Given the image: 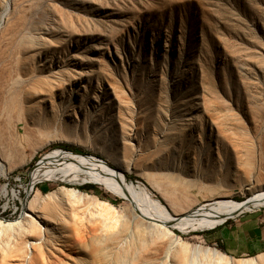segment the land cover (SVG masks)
Segmentation results:
<instances>
[{
    "label": "rangeland",
    "instance_id": "374dc122",
    "mask_svg": "<svg viewBox=\"0 0 264 264\" xmlns=\"http://www.w3.org/2000/svg\"><path fill=\"white\" fill-rule=\"evenodd\" d=\"M41 15L57 23L35 38ZM95 43L104 50H91ZM75 51L84 58L87 75L71 77L54 95L34 91L56 75L66 76L77 61ZM30 92L25 115L20 102L28 101ZM14 98L15 110L9 105ZM121 100L134 113V147L123 143ZM187 112L203 121L212 149L196 153L190 143L181 155L160 156L158 143L168 145L162 141L167 142V129L174 130ZM20 122L27 124L23 128ZM0 125L15 149L0 146V205H18L0 218L22 219L26 204L60 187L84 194L61 205L69 207L64 229L44 260L2 242L0 264H135L141 252L131 241L106 244L112 236L135 239L144 232L130 198L101 182L74 180L42 179L26 194L30 177L45 165L88 155L108 161L136 190L146 187L173 214L214 198L218 186L235 201L249 198L236 190L238 184L258 178L264 186V0H0ZM214 139L223 145L220 155ZM40 160L44 164L35 169ZM86 185L96 190L80 188ZM257 209L264 206L251 210ZM169 229L176 246L182 241L228 255L205 238L212 228ZM161 254L152 255L150 264H186L179 249L168 262Z\"/></svg>",
    "mask_w": 264,
    "mask_h": 264
},
{
    "label": "bare ground",
    "instance_id": "6f19581e",
    "mask_svg": "<svg viewBox=\"0 0 264 264\" xmlns=\"http://www.w3.org/2000/svg\"><path fill=\"white\" fill-rule=\"evenodd\" d=\"M40 21L43 23L37 28L40 32L34 31L31 35L32 37L37 38V35L43 38V33L48 32L50 27L56 22H53L52 17L44 15H41ZM91 50L102 51L104 48L100 44L95 43L91 47ZM72 57L77 61H75V65L68 66L66 76L56 75L57 77L51 79L46 86L41 83L38 85L37 89H34V91L40 90L39 94L51 93L54 95V89H60L64 83L68 84L71 77L82 76L83 74L87 75L89 72H85L83 67L84 58L80 52L75 51ZM16 79L17 78H15V80ZM19 83L22 84L21 82ZM87 90L88 88L85 86V92ZM64 92L65 89L63 88L60 94L61 97H64ZM53 95H51L52 104H54L55 100ZM26 98H29L28 101L23 99L20 103L21 105L23 104L21 107H25V115H30L31 107L29 102L32 101L31 92ZM41 100L43 99L40 98L36 102ZM120 102L124 108L119 111L122 115L121 120L123 122V143L126 146L134 147L135 145L133 141L136 140L135 129L137 127L134 122V113H132L127 100H121ZM17 103L18 100L16 98L11 99L9 101L10 108L15 110L19 106ZM210 121L215 122V118L211 117ZM21 124L24 128L27 123ZM204 129L205 126L203 121L201 119L197 120L194 113H183V116L180 117V120L176 123L174 130L172 129L175 132L176 137H174L171 129H167V142L166 139H163L162 141L168 143V145H159L158 143L159 155H181V149L186 147V149L189 150L190 143L195 144L194 151L196 153L203 152L204 150L206 153H209V150L212 149V144L204 140ZM15 131H20V127L17 126ZM153 131L155 132V127H153ZM221 134L222 136H225L223 132ZM155 136L156 135H154V137ZM226 137L227 139H230V137ZM196 140L198 144L193 143ZM213 142L216 144L217 155H220V153L222 154L223 145L220 144L218 139H214ZM3 143L7 144L13 151L15 150L11 146L12 142L10 141V134L7 133L6 127L0 125V146ZM101 151L104 152L107 150L104 147H101ZM239 157L241 158L239 159V164H242V154L239 155ZM1 166L2 165L0 164V167ZM37 179L52 181L74 180L75 182H101L108 185L117 194L130 198L136 206L139 218L142 220L144 232L136 233L135 239L112 236L109 241H106V244L110 243L113 247L114 245L121 246L125 243L129 244L131 241V244L135 246L136 253L138 254V252H141L140 258L136 260L135 264H150L151 256L157 253H162L163 256H161L160 259L164 258L165 262H168L171 257L173 258L178 249L185 254L184 259L186 264H264V254L249 258H235L225 255L216 248L214 249L207 246L196 244L190 245L182 241L176 246V240L173 239L175 237L174 232L169 229V227L180 228L183 230L214 228L230 217H234L235 215L241 214L242 212L244 213V211H249L255 207L264 206V186L258 178L249 179L248 182L245 181L244 184H238L241 185L240 188L236 189L238 192L240 191L250 195L246 200L235 201L228 196L226 191H222L218 186V193L214 198L206 200L205 202L202 201V203L196 208H192L181 214L171 213L168 207L163 204L160 199L151 196L150 191L146 187H141L139 191L136 190V187L133 184H129L126 181L122 172L112 168L108 164V161L100 160L93 156L76 155L72 158H66L58 163L45 165L39 172L34 174L32 177V183ZM222 182L228 184L226 179L222 180ZM232 183L233 182L230 181L227 187H231ZM32 188L33 185H30L28 191L32 190ZM82 197H84V194L77 189L60 187L58 190L43 194L40 199H32L30 203L25 206L23 205L22 219H13L5 222V220L0 218V244L5 242L9 247V250L13 252L25 247L26 252L30 253L33 258L44 260L49 244L55 240L54 238L57 237L58 234H62L61 231L64 229V227H62V224L65 222L64 213L69 207L64 206L63 208L61 205H66L68 202L72 201L78 202ZM33 235L37 236L36 239H33ZM22 236L23 238H19ZM11 237L15 240L17 239L15 243L11 242ZM174 246L176 248H174ZM95 264H97L96 261Z\"/></svg>",
    "mask_w": 264,
    "mask_h": 264
},
{
    "label": "crops",
    "instance_id": "0c3cea01",
    "mask_svg": "<svg viewBox=\"0 0 264 264\" xmlns=\"http://www.w3.org/2000/svg\"><path fill=\"white\" fill-rule=\"evenodd\" d=\"M205 238L235 258L264 253V209L244 212L205 232Z\"/></svg>",
    "mask_w": 264,
    "mask_h": 264
},
{
    "label": "built area",
    "instance_id": "2783aa9c",
    "mask_svg": "<svg viewBox=\"0 0 264 264\" xmlns=\"http://www.w3.org/2000/svg\"><path fill=\"white\" fill-rule=\"evenodd\" d=\"M30 176H31V174H30ZM30 182L27 184V187L25 188V193L27 194V193H30V192H28V190H29V186L30 185H33V188H35V185H37L38 183H40V182H42V181H44V180H42V179H39V180H37V181H35V183H32V178L30 177ZM32 188V189H33ZM0 212L1 213H5V212H11V213H15L16 211H17V209H18V205H16L15 203H12V204H10L9 203V201H4L1 205H0ZM242 214V213H241ZM240 215V214H239ZM238 216V215H237ZM230 219V218H229ZM228 219H226L225 221H223L222 223H224V222H226ZM221 223V224H222Z\"/></svg>",
    "mask_w": 264,
    "mask_h": 264
},
{
    "label": "trees",
    "instance_id": "16d2710c",
    "mask_svg": "<svg viewBox=\"0 0 264 264\" xmlns=\"http://www.w3.org/2000/svg\"><path fill=\"white\" fill-rule=\"evenodd\" d=\"M56 150H60L59 148H56V149H53V150H51V151H56ZM44 164V161L43 160H40L38 163H37V166L35 167V169L36 168H39L41 165H43ZM34 169V170H35ZM80 188H82V189H85V190H96L95 188V186L94 185H86V186H81Z\"/></svg>",
    "mask_w": 264,
    "mask_h": 264
},
{
    "label": "water",
    "instance_id": "95a60500",
    "mask_svg": "<svg viewBox=\"0 0 264 264\" xmlns=\"http://www.w3.org/2000/svg\"><path fill=\"white\" fill-rule=\"evenodd\" d=\"M78 154V153H77Z\"/></svg>",
    "mask_w": 264,
    "mask_h": 264
}]
</instances>
